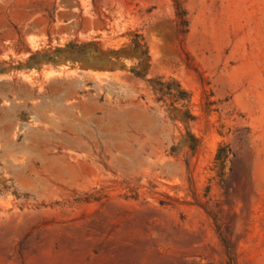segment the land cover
Listing matches in <instances>:
<instances>
[{
    "label": "rangeland",
    "instance_id": "1",
    "mask_svg": "<svg viewBox=\"0 0 264 264\" xmlns=\"http://www.w3.org/2000/svg\"><path fill=\"white\" fill-rule=\"evenodd\" d=\"M0 264H264V0H0Z\"/></svg>",
    "mask_w": 264,
    "mask_h": 264
},
{
    "label": "trees",
    "instance_id": "2",
    "mask_svg": "<svg viewBox=\"0 0 264 264\" xmlns=\"http://www.w3.org/2000/svg\"><path fill=\"white\" fill-rule=\"evenodd\" d=\"M176 8L178 9V11H179V16L183 19V17H184V12H183V10H181L180 9V7L179 6H176ZM181 25H183V26H186V21L185 20H182V24ZM137 38H138V36H136V39L134 40V48H133V50H137L138 48H139V46H140V44H139V42H138V40H137ZM184 93V100L185 101H188V95L185 93V92H183ZM220 152H222V150L220 149V151H219V153ZM219 153H218V155H219Z\"/></svg>",
    "mask_w": 264,
    "mask_h": 264
}]
</instances>
